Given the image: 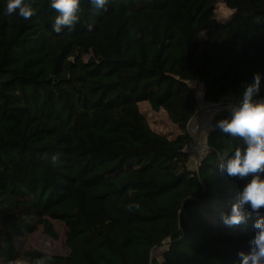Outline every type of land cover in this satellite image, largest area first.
Instances as JSON below:
<instances>
[{
    "label": "trees",
    "instance_id": "16d2710c",
    "mask_svg": "<svg viewBox=\"0 0 264 264\" xmlns=\"http://www.w3.org/2000/svg\"><path fill=\"white\" fill-rule=\"evenodd\" d=\"M29 2L25 20L0 0V264H150L162 247L160 264H238L256 214L221 220L246 180L218 172L242 141L215 125L264 73V0H81L60 34L50 0ZM199 94L224 109L191 164Z\"/></svg>",
    "mask_w": 264,
    "mask_h": 264
},
{
    "label": "clouds",
    "instance_id": "9594fccd",
    "mask_svg": "<svg viewBox=\"0 0 264 264\" xmlns=\"http://www.w3.org/2000/svg\"><path fill=\"white\" fill-rule=\"evenodd\" d=\"M95 9H104L108 0H90ZM50 7L56 16L52 31L60 34L80 22L81 0H50ZM4 14L18 15L29 20L35 15V9L29 0H6ZM91 28V26H89ZM264 73L254 72L252 79L243 85L239 102L230 106L229 115L218 120L215 127L222 134L233 139H240L242 146H237L230 154L224 153L218 164L222 176L246 180L236 194L235 202L227 212H221L222 222L229 228L246 224L252 214L253 234L248 241L247 252L240 251L238 264H264ZM139 204L130 203L131 212ZM161 260V259H160ZM34 264H47V258L41 257Z\"/></svg>",
    "mask_w": 264,
    "mask_h": 264
},
{
    "label": "built area",
    "instance_id": "2783aa9c",
    "mask_svg": "<svg viewBox=\"0 0 264 264\" xmlns=\"http://www.w3.org/2000/svg\"><path fill=\"white\" fill-rule=\"evenodd\" d=\"M199 91V89H198ZM198 101V109L197 114L205 115L209 117V121L207 122H198L189 124L188 133L190 134L191 140L186 147L185 151L189 156L190 163H196L197 160L201 159L208 153V146L206 145V136L208 131L211 128L210 118L220 113L224 108L219 104L207 103L204 101L203 97L199 94L197 96ZM204 113V114H202ZM152 260L155 262H151L150 264H160L161 260L152 257Z\"/></svg>",
    "mask_w": 264,
    "mask_h": 264
},
{
    "label": "rangeland",
    "instance_id": "374dc122",
    "mask_svg": "<svg viewBox=\"0 0 264 264\" xmlns=\"http://www.w3.org/2000/svg\"><path fill=\"white\" fill-rule=\"evenodd\" d=\"M217 12H218L219 17L227 18V19H225V21L228 20L230 13L227 12L223 6L219 5L217 8ZM139 108L142 111V113H144L146 115V117L148 118L150 126L153 130L157 131L158 133H160L162 135H166L168 137H174L179 132L178 129L167 120L165 113L163 111H160L157 114L153 115L151 112H149V110L147 108V104H140ZM202 114H204V113H202ZM200 115L201 114H199V115L197 114V116H200ZM194 120H195V118H194ZM194 120L190 123V125L194 123ZM33 238L35 240L38 239L39 241L40 240L46 241L48 244H50V246H48V247L54 248L56 250L60 246V243H57V244L49 243L47 240H45L44 238H41L40 236L38 238L37 233L35 234V236H33ZM163 250H164L163 247L155 250L154 258L161 259Z\"/></svg>",
    "mask_w": 264,
    "mask_h": 264
},
{
    "label": "crops",
    "instance_id": "0c3cea01",
    "mask_svg": "<svg viewBox=\"0 0 264 264\" xmlns=\"http://www.w3.org/2000/svg\"><path fill=\"white\" fill-rule=\"evenodd\" d=\"M208 119H209L208 116L200 115V116H197V117L195 118L194 123H198V122H207V121H209Z\"/></svg>",
    "mask_w": 264,
    "mask_h": 264
}]
</instances>
